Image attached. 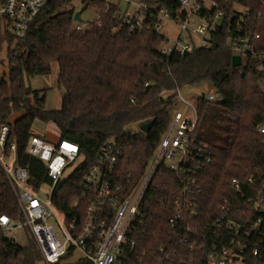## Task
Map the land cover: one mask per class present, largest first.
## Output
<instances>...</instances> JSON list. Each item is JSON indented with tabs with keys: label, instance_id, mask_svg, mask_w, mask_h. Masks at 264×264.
I'll return each mask as SVG.
<instances>
[{
	"label": "trees",
	"instance_id": "1",
	"mask_svg": "<svg viewBox=\"0 0 264 264\" xmlns=\"http://www.w3.org/2000/svg\"><path fill=\"white\" fill-rule=\"evenodd\" d=\"M73 2L50 0L26 38L8 50L9 74L0 80V126L11 125L9 141L17 143L18 163L27 168L28 182L38 191L53 182L45 161L27 151L28 141L35 133L34 122H53L61 138L79 142L83 156V161L57 189L53 201L66 221L77 215L82 223L88 205L82 197V180L104 143L112 138L119 141L121 155L116 175L130 187L135 186L148 170L172 120L176 94L165 98L162 93L208 81L219 91L220 99L197 100L199 121L194 137L207 145L212 157L198 175L203 188L202 209L208 212L228 198L230 203L248 210L249 215L240 220L264 217L249 201L264 186V134L259 130L264 124V68L258 67L257 59L251 57L234 67L233 53L225 45L223 31L208 47L195 48L185 55H164L163 33L130 29L126 12L105 0H85L84 9L94 3L99 17L78 30ZM253 10L263 12L262 19L252 28L260 33L259 46L264 47V7ZM5 39L13 42L12 37L2 35L0 55ZM54 61L59 66L58 84L66 93L61 107L51 109L45 105L46 90H33L27 80L50 74ZM148 121H153L148 133L135 128ZM249 176L255 181V195L249 185H243L242 189L249 192L243 197L241 191L232 187V181H246ZM179 181L176 173L163 166L151 179L143 206L146 223L135 232L140 252L143 248L152 252L163 244L181 249L178 234L174 235L168 224L179 187L171 190V186ZM2 214L13 221L23 219L19 200L0 163ZM25 233L27 243L23 245L0 226V264H38L43 259L29 228H25ZM257 242L261 253L252 256L250 263L264 264V238ZM182 251V260L176 264H185L188 258L187 249ZM195 264L206 263L201 257Z\"/></svg>",
	"mask_w": 264,
	"mask_h": 264
},
{
	"label": "built area",
	"instance_id": "2",
	"mask_svg": "<svg viewBox=\"0 0 264 264\" xmlns=\"http://www.w3.org/2000/svg\"><path fill=\"white\" fill-rule=\"evenodd\" d=\"M125 1L135 6L133 12H126L129 28L139 32L154 29L163 33L161 52L164 55L174 52L185 55L195 48L208 47L223 31L226 47L233 55L241 56L242 65L252 57L257 59L259 68H264L260 33L252 28L263 16L261 10L255 12L253 9L264 7V0ZM49 2L0 0V38L2 35L13 38L12 43L4 40L3 50L5 47L15 49L17 42L26 38ZM193 17L205 19L207 23L192 27ZM169 22L181 28L172 45L168 44L169 38L163 31ZM86 26L75 20L76 29ZM195 36L199 37V43ZM201 85V89L193 94V101L181 94L180 88L169 91L176 94V105L183 103L186 108L172 112L169 128L159 141L148 170L135 186L130 187L116 175V163L121 155L119 141L112 138L104 143L82 180V197L87 199L88 205L85 219L80 224L77 215L70 222L66 221L65 214L53 201L57 189L83 161L79 142L67 138L52 142L40 133L31 136L27 151L45 161L53 181L38 191L28 182L27 168L18 163L17 143L9 141L11 125L2 124L0 163L19 200L23 216L14 225L10 216L2 214L0 226L4 232L29 228L47 264H60L64 259L74 257L82 264H176L182 260V249L189 252L185 264H195L201 257L206 264H251L252 256L261 253L257 240L264 238V217L240 220L243 215H249L248 210L230 203L228 198L208 212L203 211L200 203L203 188L198 175L212 157L207 145L197 142L194 137L199 121L197 100L220 99L219 91L210 82L204 81ZM132 102L136 103V99ZM259 130L264 134V124ZM72 165L75 166L73 171L65 175ZM159 166L173 171L180 179L179 184L170 185L171 190L179 187L174 194L168 224L171 232L178 234L181 249L174 244H163L152 252L146 248L140 252L135 232L146 223L144 198ZM252 180V176L246 181L234 178L232 187L246 197L249 192L242 186L249 185V191L255 195L252 187L255 181ZM45 189H48V197L42 196ZM249 201L258 207V212L264 209V186Z\"/></svg>",
	"mask_w": 264,
	"mask_h": 264
},
{
	"label": "rangeland",
	"instance_id": "3",
	"mask_svg": "<svg viewBox=\"0 0 264 264\" xmlns=\"http://www.w3.org/2000/svg\"><path fill=\"white\" fill-rule=\"evenodd\" d=\"M107 3L116 4L119 6L120 10L123 12H133L135 9V6L131 3H128L125 0H105ZM73 5L76 8V11H82L81 16L82 20H78V23L82 24L83 26H86V24L89 21L95 20L99 17V10L97 9V5L90 4L87 8L84 9L85 0H74ZM194 23L191 24L192 27H196L199 24H206V20L202 18L193 17ZM164 33L166 37L169 38L168 44H173L174 40L177 38L179 33L181 32V28L178 24H175L173 22L167 23V26L164 28ZM196 41L199 43V37L195 36ZM15 45V44H14ZM8 48L5 47L3 52L1 53V61H0V80L4 76H8L9 70H10V64L8 60ZM58 74H59V66L56 61L52 64V70L51 73L48 75H37L34 77H31L27 80V83L31 86L33 90H46V102L45 105L47 108H60L62 105L63 96L66 93V90L64 87L59 86L58 84ZM202 87L201 83L198 85H192L190 87L183 88L181 90V94L186 96L190 101H193V94L200 90ZM264 87V85H263ZM34 95L31 96V99L33 100ZM177 100V96H176ZM185 104L179 103V105L173 106L171 108L172 111H176L177 109L185 110ZM18 116H20V113L18 115H14L12 117V121H14ZM137 130H140V125H136L135 127ZM33 132L40 133L42 135H45L46 138L49 141L57 142L61 138L60 132L56 124L53 122H43L41 120H36L32 127ZM78 163V162H76ZM74 165L69 167L65 173V175H69L73 169ZM43 197H48V189H45L42 193ZM20 221H14V225L18 224ZM8 235L12 238H15L17 242L21 244L27 243V236L23 229H12L8 232ZM38 264H47L44 259L39 260ZM60 264H82L79 262V259L77 257L74 258H67L64 259Z\"/></svg>",
	"mask_w": 264,
	"mask_h": 264
},
{
	"label": "water",
	"instance_id": "4",
	"mask_svg": "<svg viewBox=\"0 0 264 264\" xmlns=\"http://www.w3.org/2000/svg\"><path fill=\"white\" fill-rule=\"evenodd\" d=\"M81 12L82 11H76L75 15H74V19L75 20H82V16H81ZM232 64L234 67H238V66H241L242 65V58L240 55H233L232 57ZM170 96V92H166L164 94V97H168ZM152 125H153V121H148L146 123H143L141 126H140V129L145 132V133H148L150 131V129L152 128ZM260 213H264V209H261L259 211Z\"/></svg>",
	"mask_w": 264,
	"mask_h": 264
}]
</instances>
